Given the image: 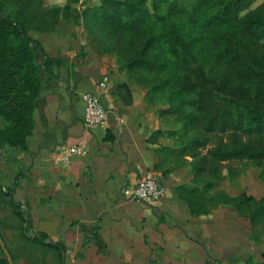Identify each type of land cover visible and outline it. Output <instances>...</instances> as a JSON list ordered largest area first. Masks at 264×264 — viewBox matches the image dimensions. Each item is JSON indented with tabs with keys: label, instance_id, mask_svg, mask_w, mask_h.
<instances>
[{
	"label": "rangeland",
	"instance_id": "obj_1",
	"mask_svg": "<svg viewBox=\"0 0 264 264\" xmlns=\"http://www.w3.org/2000/svg\"><path fill=\"white\" fill-rule=\"evenodd\" d=\"M120 1L151 10L156 0ZM225 1L200 6L198 12L208 14ZM263 2L255 0L248 9ZM97 6L98 2L87 0H0V18L23 24L50 56L65 62L59 70L62 81L41 77L43 87L53 82L65 92L77 93L104 83L102 91L111 101L112 117L102 141L119 147L118 161L125 164L121 175L112 174L110 201L105 203L108 213L100 221L103 233L97 227V234L95 226L80 223L76 216H54L55 204L43 201L45 186L40 179L44 173L34 167L35 156L6 148L0 161L1 183L10 186L16 172L26 174L15 191L31 221L26 234L45 232L51 241L63 239L66 254L61 261L51 248L24 239L22 222L4 198L0 199V256L8 264H264V161L211 158L210 150L219 143L228 145L230 136L195 127L198 114L186 105L191 94L180 92L169 81L175 68L152 74L128 67L137 58L170 62L166 22L149 18L142 30L123 31L105 24L95 11ZM174 24L189 43L194 68L213 83L229 75L225 64L214 58L208 37L213 32L234 31L244 42L235 23L207 33L182 20ZM260 45L264 48V42ZM228 81L230 90H236L238 81L230 77ZM243 88L251 91L255 86L244 84ZM257 93L264 96L263 91ZM61 111L63 122L73 119L67 108ZM5 127L7 123L0 120V129ZM146 172L162 189L157 203L140 204L129 196ZM54 180H49V191Z\"/></svg>",
	"mask_w": 264,
	"mask_h": 264
},
{
	"label": "trees",
	"instance_id": "obj_2",
	"mask_svg": "<svg viewBox=\"0 0 264 264\" xmlns=\"http://www.w3.org/2000/svg\"><path fill=\"white\" fill-rule=\"evenodd\" d=\"M98 2L95 8L97 15L107 25L123 31H140L149 18L157 22H166L169 27L171 47L168 52L170 62L137 58L128 65L130 69L147 73L161 74L170 66L175 74L169 79L178 90L191 94L186 105L198 114V127L205 133L219 135L229 134L230 143H219L209 155L217 161H264V2L256 9H248L255 0H228L213 10L201 15L200 6L215 0H156L148 10L139 3L120 0H87ZM247 11L245 14L242 12ZM182 20L190 26L197 27L207 33L216 28L235 23L240 33L245 36L243 42L235 32H213L208 37L211 51L215 59L222 61L229 75L218 83H213L194 68V58L189 52V43L183 40L180 30L174 24ZM253 43V44H251ZM65 62L51 57L38 41L33 39L23 24L7 17L0 18V120L7 127L0 129V161L4 159L6 148H17L20 152H28L27 139L34 130V107L43 85L40 78L60 81L59 70ZM236 79V90H230V79ZM244 84H251L254 90H245ZM247 138L243 142L240 137ZM254 138V141H253ZM26 178L25 172L18 171L10 186L0 181V199L8 198L12 212L21 222V233L24 239L47 246L58 253L61 261L66 254V246L62 242L50 241L45 232L34 233L31 239L26 228L31 221L25 213L20 212L22 206L14 200L15 191L20 181ZM26 216V220L23 218ZM0 264L8 262L0 256Z\"/></svg>",
	"mask_w": 264,
	"mask_h": 264
},
{
	"label": "crops",
	"instance_id": "obj_3",
	"mask_svg": "<svg viewBox=\"0 0 264 264\" xmlns=\"http://www.w3.org/2000/svg\"><path fill=\"white\" fill-rule=\"evenodd\" d=\"M50 83L52 85L43 87L35 102L34 130L27 139L28 152L25 153L35 156L34 167L38 166L40 173H44V178L40 179V183L45 186L42 190L45 197L43 201L45 204L47 201L55 204L56 212L53 215L76 216L82 219L76 218L80 223L95 226V232L99 234L104 228L100 221H104L108 213V205L105 203L110 201L108 197L112 174L119 176L125 170V164L121 165L118 161L119 147L110 146L108 140L102 141L106 130L111 127V101L103 95V88L99 85L94 89L82 88L77 92L79 95H76L77 93L70 91L65 92L64 87L59 84ZM87 91L98 93L107 113L106 121L92 128H86L82 122L83 106L80 95ZM66 108L73 119L63 122L61 110ZM113 142V145H117L116 141ZM96 145L97 150L93 148ZM72 148L78 149V152L71 153ZM51 179H55L53 191H49L48 186ZM51 209V205L45 209L46 215ZM97 227L101 228L100 231ZM109 234H106V240ZM59 241L66 243L63 239Z\"/></svg>",
	"mask_w": 264,
	"mask_h": 264
},
{
	"label": "built area",
	"instance_id": "obj_4",
	"mask_svg": "<svg viewBox=\"0 0 264 264\" xmlns=\"http://www.w3.org/2000/svg\"><path fill=\"white\" fill-rule=\"evenodd\" d=\"M104 83H100L102 88ZM83 106L82 122L86 128H92L104 123L107 119L106 109L100 97L95 91L83 92L80 95ZM71 153H77L78 149L72 148ZM163 192L151 172H146L129 191L131 200L140 204L157 203L162 198Z\"/></svg>",
	"mask_w": 264,
	"mask_h": 264
},
{
	"label": "water",
	"instance_id": "obj_5",
	"mask_svg": "<svg viewBox=\"0 0 264 264\" xmlns=\"http://www.w3.org/2000/svg\"><path fill=\"white\" fill-rule=\"evenodd\" d=\"M61 81H62V79H61ZM14 200L18 202V199H17L16 196L14 197ZM25 210H26V207L24 205H22L20 207V212L21 213H24ZM23 218L26 220V216H24ZM23 228L26 229V225H23ZM27 236L30 237L31 239H34L36 237V235L33 232H29V234H27ZM50 241H51L50 238L49 239H46L45 240V244H49ZM62 260L64 261V258Z\"/></svg>",
	"mask_w": 264,
	"mask_h": 264
}]
</instances>
